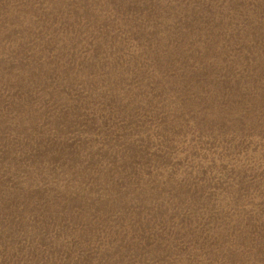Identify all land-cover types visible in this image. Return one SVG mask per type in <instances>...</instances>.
Instances as JSON below:
<instances>
[{
    "label": "rangeland",
    "instance_id": "1",
    "mask_svg": "<svg viewBox=\"0 0 264 264\" xmlns=\"http://www.w3.org/2000/svg\"><path fill=\"white\" fill-rule=\"evenodd\" d=\"M0 264H264V0H0Z\"/></svg>",
    "mask_w": 264,
    "mask_h": 264
}]
</instances>
